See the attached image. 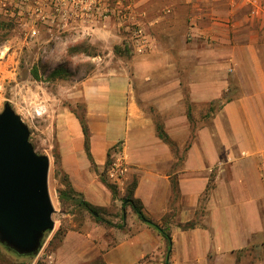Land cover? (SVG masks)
I'll return each instance as SVG.
<instances>
[{
  "label": "crops",
  "instance_id": "0c3cea01",
  "mask_svg": "<svg viewBox=\"0 0 264 264\" xmlns=\"http://www.w3.org/2000/svg\"><path fill=\"white\" fill-rule=\"evenodd\" d=\"M191 17L160 14L131 72L83 82L94 165L74 117L63 169L75 193L108 206L100 172L121 149L134 197L171 234V264H264V0H195ZM125 209L102 214L115 227L68 231L52 264H165L166 239Z\"/></svg>",
  "mask_w": 264,
  "mask_h": 264
},
{
  "label": "rangeland",
  "instance_id": "374dc122",
  "mask_svg": "<svg viewBox=\"0 0 264 264\" xmlns=\"http://www.w3.org/2000/svg\"><path fill=\"white\" fill-rule=\"evenodd\" d=\"M174 7L190 20L195 0H0V113L9 104L28 126L37 154L50 158L49 191L55 209V229L45 233L40 252L19 256L0 243V264H52L49 256L65 234L95 221L76 201L61 198L62 192L71 193L61 143L70 134L72 119L86 112L83 82L111 70L131 72L142 55L139 46L150 35H159L149 23ZM185 25L181 35L189 39ZM75 46L87 53L71 55ZM58 68L63 75L51 77ZM107 170L105 165L100 175L112 199L100 209L113 219L127 212L123 199L133 181L121 189L109 181Z\"/></svg>",
  "mask_w": 264,
  "mask_h": 264
},
{
  "label": "water",
  "instance_id": "95a60500",
  "mask_svg": "<svg viewBox=\"0 0 264 264\" xmlns=\"http://www.w3.org/2000/svg\"><path fill=\"white\" fill-rule=\"evenodd\" d=\"M30 135L7 104L0 113V243L19 256L38 254L45 233L55 229L51 160L37 154Z\"/></svg>",
  "mask_w": 264,
  "mask_h": 264
},
{
  "label": "trees",
  "instance_id": "16d2710c",
  "mask_svg": "<svg viewBox=\"0 0 264 264\" xmlns=\"http://www.w3.org/2000/svg\"><path fill=\"white\" fill-rule=\"evenodd\" d=\"M119 47H115V53L116 54H121ZM70 54L72 55L73 53L77 54L80 52H84L87 53L86 51H82L80 46H75L73 48H70ZM65 73V71H64ZM62 74V69L58 68L55 69L52 73H51V77L56 78L58 76H61ZM86 113V112H85ZM77 118L79 119L82 129H83V133L85 136V150L89 156V158L91 159V161L93 162L94 165V161L92 159V154H91V134L90 131L88 129L87 126V121H86V114H84L83 116L79 117L77 116ZM158 130H159V135L160 137L165 140L168 141V137L165 135L164 131L162 130L161 126H158ZM109 158H108V162H107V167H109L110 163H111V155L109 153ZM137 183L133 182L132 185L128 188L127 190V195L124 197L123 199V207L126 208L127 206L131 207L132 210L135 212V214L138 216V218L143 221L144 223H146L148 226H150L151 228L157 230L167 241L168 244V248H167V260L165 262V264H171L170 260L168 259V257H170L171 251H172V237L171 234L167 231V229L160 227L159 225H157L156 223L152 222L150 219L147 218V216L144 213L143 210V204L139 199H136L134 197V191L136 188ZM68 186L70 187V192L73 194L75 191L73 190V188L71 187V183L70 181L68 182ZM113 194H115V190L113 187H111ZM71 193H67V191H64L61 193V198H65V199H70V200H74L77 202V204L82 207L83 209H85L87 212H89L92 217L94 218V220L97 223L100 224H105L106 226H110V227H115L116 225L114 223H112L109 220H106L102 213H101V209L97 206L92 205L91 203H89L88 201L82 199V198H78L75 199V197L73 195H71ZM80 196V195H78ZM194 224H190L189 226H186L185 228H191L193 227Z\"/></svg>",
  "mask_w": 264,
  "mask_h": 264
},
{
  "label": "built area",
  "instance_id": "2783aa9c",
  "mask_svg": "<svg viewBox=\"0 0 264 264\" xmlns=\"http://www.w3.org/2000/svg\"><path fill=\"white\" fill-rule=\"evenodd\" d=\"M124 151L115 150L112 153L111 163L107 170L109 181L123 189L129 173V163Z\"/></svg>",
  "mask_w": 264,
  "mask_h": 264
}]
</instances>
